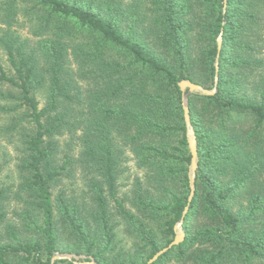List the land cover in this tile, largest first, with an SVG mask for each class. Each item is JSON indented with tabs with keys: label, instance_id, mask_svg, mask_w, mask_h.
<instances>
[{
	"label": "trees",
	"instance_id": "16d2710c",
	"mask_svg": "<svg viewBox=\"0 0 264 264\" xmlns=\"http://www.w3.org/2000/svg\"><path fill=\"white\" fill-rule=\"evenodd\" d=\"M5 2L0 98L12 106L0 110L25 140L9 215L0 190V264H74L60 254L146 264L181 219L183 242L151 264H264V0ZM20 5L31 44L9 29ZM216 76L214 95H187L198 155L189 203L178 83L211 90ZM63 134L78 152L59 163ZM126 153L140 175L119 195Z\"/></svg>",
	"mask_w": 264,
	"mask_h": 264
},
{
	"label": "rangeland",
	"instance_id": "374dc122",
	"mask_svg": "<svg viewBox=\"0 0 264 264\" xmlns=\"http://www.w3.org/2000/svg\"><path fill=\"white\" fill-rule=\"evenodd\" d=\"M6 0H0V34L2 30H5L7 26L2 23L3 16L5 15V7L7 5ZM25 11H28V6L20 5L18 11H16V16L14 21L11 23L10 31L17 34L20 39H28L29 44L34 42L35 37L32 35V26L33 22L29 20L31 16L25 15ZM3 70L7 75L11 73V67L7 61L5 52L0 46V71ZM5 91L4 87L0 88V91ZM36 98L40 103V106H43L44 98L43 94L37 93ZM1 106H12L11 103L2 101L0 98V107ZM15 113H5L0 110V190H2L3 199L2 203L5 207V211L8 213L12 209H17L18 204L16 202V189L20 181L19 166L22 163L24 153H23V142L24 137L22 130H19V125L16 123ZM58 139L59 143V163H61L62 153L70 149L72 155H76L78 152V147L75 145V139L68 134L61 135ZM74 139V140H70ZM126 159L123 160L121 164V169L123 172L119 175L117 180L119 195H123L128 192L130 185L133 179L136 176L140 175V172L136 169L134 162L132 161L131 156L126 153ZM83 182L81 180H75L73 186L75 189L82 187ZM68 191H71L73 188L68 187ZM9 215V213H8ZM10 218V216H8ZM116 234V252H125L129 249L131 241L125 235L122 234L119 227H115ZM56 256H69L72 259L78 261H87V257L74 254H60Z\"/></svg>",
	"mask_w": 264,
	"mask_h": 264
},
{
	"label": "water",
	"instance_id": "95a60500",
	"mask_svg": "<svg viewBox=\"0 0 264 264\" xmlns=\"http://www.w3.org/2000/svg\"><path fill=\"white\" fill-rule=\"evenodd\" d=\"M221 44H222V38L219 36L217 38V50L219 51L221 49ZM216 73L218 71V66L216 63ZM217 76L214 79V87L209 90L204 88L201 85L195 84L189 80H181L178 83V87L183 95L182 98V109H183V118H184V123L186 127V138H187V144H188V149L190 152V166H189V172H188V179H189V188H190V194L188 197V202L190 203L193 196H194V191H195V177H196V170H197V163H198V155H197V145H196V137L194 130L191 126L190 122V116H189V110L187 107V95L190 94H200L204 96H211L216 93V85H217ZM188 211V207L184 209L183 216ZM183 221L182 219L174 226L173 231H174V238L173 241H171L167 247L163 248L159 252H157L153 257L147 261L146 264H151L155 262L161 255L169 251L175 246H178L181 244L185 238V233L183 230ZM60 259H66L68 261H73L74 264H96L93 262V260L89 259V261H78L75 259H72L69 256H56L53 258V260H60Z\"/></svg>",
	"mask_w": 264,
	"mask_h": 264
}]
</instances>
